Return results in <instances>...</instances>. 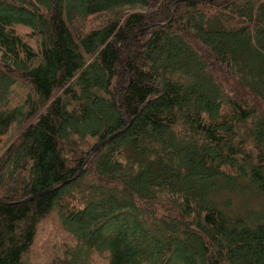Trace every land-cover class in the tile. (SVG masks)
<instances>
[{
	"label": "trees",
	"instance_id": "1",
	"mask_svg": "<svg viewBox=\"0 0 264 264\" xmlns=\"http://www.w3.org/2000/svg\"><path fill=\"white\" fill-rule=\"evenodd\" d=\"M13 126L0 264L50 216L75 247L51 264H264V0H0Z\"/></svg>",
	"mask_w": 264,
	"mask_h": 264
},
{
	"label": "rangeland",
	"instance_id": "2",
	"mask_svg": "<svg viewBox=\"0 0 264 264\" xmlns=\"http://www.w3.org/2000/svg\"><path fill=\"white\" fill-rule=\"evenodd\" d=\"M69 14L77 16L80 13V8L78 6H72L68 11ZM89 22V21H88ZM91 25L84 23V28L89 29ZM16 31L21 36H24L26 40L34 43L35 37L31 36V30L25 26H16ZM10 99L13 104L19 103L24 97L25 88L22 91V87L19 85H13L10 88ZM17 131L13 126L10 131L2 138L0 142V150L7 147V144L12 142L16 137ZM56 219L50 216L46 220H42L37 228V234L34 240V244L30 251V260H34L35 264H40L44 262L46 264H51V259L56 260V257L65 258V254L74 251V244L71 242L70 237L59 228L56 224ZM112 229V228H111ZM110 229V231H111ZM99 234H112L108 230H100ZM68 257V254H67ZM91 264H106L105 260L98 254L92 256Z\"/></svg>",
	"mask_w": 264,
	"mask_h": 264
},
{
	"label": "water",
	"instance_id": "3",
	"mask_svg": "<svg viewBox=\"0 0 264 264\" xmlns=\"http://www.w3.org/2000/svg\"><path fill=\"white\" fill-rule=\"evenodd\" d=\"M113 135H111V136H109L108 138H106L105 140H103V141H101L91 152H90V154L88 155V157L86 158V160H85V162L88 160V158L94 153V152H96V150L107 140V139H109L110 137H112ZM81 172V169L77 172V174L75 175V176H73L71 179H68V180H66V181H63L62 183H66V182H69V181H71V180H74L78 175H79V173ZM35 195H31V196H29V197H27V198H25V199H23L22 201H27V200H29L30 198H32V197H34Z\"/></svg>",
	"mask_w": 264,
	"mask_h": 264
}]
</instances>
